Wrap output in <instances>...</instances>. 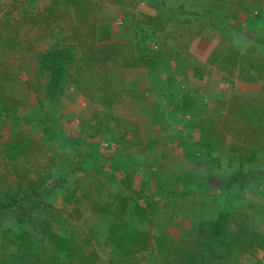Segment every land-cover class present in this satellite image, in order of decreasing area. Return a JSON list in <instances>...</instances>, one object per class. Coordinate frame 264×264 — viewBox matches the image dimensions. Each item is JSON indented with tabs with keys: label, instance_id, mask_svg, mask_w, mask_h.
<instances>
[{
	"label": "rangeland",
	"instance_id": "obj_1",
	"mask_svg": "<svg viewBox=\"0 0 264 264\" xmlns=\"http://www.w3.org/2000/svg\"><path fill=\"white\" fill-rule=\"evenodd\" d=\"M76 1L80 6L74 7L71 3L69 8V5L63 4V0H0V40L3 38L4 41L13 44L16 40H9L10 37L20 35L18 40L21 45L18 47L23 48V51H20L22 59H19V63L13 65L11 56L9 60L3 59L6 65L3 73L7 78L0 80V87L9 79L3 96L6 99V96L12 95L9 91L19 92L20 95L16 94L17 97L14 95L16 98L14 102L10 103L7 100L12 109L8 112L11 116L9 123L3 124L9 118L8 113L2 112L0 115V174L5 173L4 170L7 168L18 167L23 171L29 168L30 170H26L27 174L25 171L24 173L26 175L29 174L28 172L31 173L30 182L37 184V188L40 186L39 193L41 189L49 190L53 183L65 179L67 170H70L75 159H85V166L93 167L94 164H99L98 158H102L101 154L110 157L114 152L112 149H104L103 140L99 141V138H96L99 136V133L93 129L97 126L96 118L90 128L86 126L80 130L79 125L84 121H77V115H70V105H75L74 101L81 99L78 96L82 94L77 90L69 88L67 95L54 99L51 103L44 100L42 95L31 96L29 94L31 87L26 84V81L32 80L34 76H36V84L42 83L40 78L37 79L36 69H31L36 63L31 60L34 58L33 52L46 51L56 39L82 37L90 43L91 35L97 33L95 32L97 27L91 29L89 22L68 21L66 13L68 9H75L83 16L87 12L86 17L93 12L96 15L91 16L93 18L101 16L103 9L105 12L109 11V16L113 19L118 14V10L114 7L102 8L98 0ZM259 1L261 0H258V8L253 9L254 11L243 22H240V19L246 8L244 5L248 6L253 0H241V2L228 0L226 3H230L229 8L225 10L221 0L213 2L163 0L162 2H166L163 7L157 0H149L147 6H141L142 4L136 3L135 0H122L126 6L122 5L117 9H121L120 15L123 21L115 23L114 27V24L102 19L100 24L105 29L102 28L103 33L108 35L109 31L108 45L114 43L113 45L123 46L122 49L115 47L114 51L119 52L118 54H125L126 51L133 50L132 48L136 49V43L140 52L145 47L146 42H143L145 36L150 37L148 48L160 51L159 47H162L161 59L156 61L155 66L149 64L145 66L151 69V73L157 74V79L154 76L157 82L160 80L157 88L162 89L165 95L166 113L170 110L172 113L178 111V116L184 106L178 107V99L184 98L183 92L186 88L182 84L178 86L177 79L181 80L185 71L193 70L195 72L193 76L206 75V83L203 81L196 83L197 86H202V92L197 94V97L202 96L201 109L198 110L197 102L195 111L190 113V108L187 106L190 102H187L184 118L176 120L181 123V128L189 127L188 130L192 132L193 141L189 146L193 152L190 151L192 155L183 152V155L189 156L186 159L188 162L176 163L174 166L167 165L169 160L165 163L167 158L165 161L157 162L155 166L149 165L154 157L145 160L144 164L148 163V165L143 164L144 167L176 175L182 181L178 184V189L175 185L174 190L167 191L177 190V193L167 194L158 210L147 209L144 194L150 200L158 199L155 194L156 187L147 186L141 190L140 183L144 173L140 168L136 169L137 176L133 175L134 182L131 187L134 191L140 190L142 196L135 195L134 198L127 199L122 220H132L135 226L131 236L133 235L135 239L139 237L138 240L141 239L143 243L140 244L142 248H133V252L127 256H122L110 239L115 231V224L122 226V221L118 217L120 215L117 216L113 211L122 208L125 204L122 203L124 197L131 194L124 188L122 182L126 179L124 174L116 173L115 181L101 179L100 184L103 185L106 197L102 203L104 210L99 209V215L87 208L88 204L95 201L90 197V192L85 191V189L90 190L92 184L90 186L86 184L84 189L75 190L76 182L73 179L78 183L81 180L77 177L73 179L69 177L70 181L66 184V188L61 186L59 188L57 185L52 195L45 201L61 210L62 221L58 229L62 234L59 232V235L65 239L72 238L73 242L66 244L67 249L57 253L53 251L51 256L41 259L39 264H264V2ZM130 3H133V6ZM209 3L210 5L212 3V7L213 4L218 5L210 14L205 11ZM146 7L154 12V16L150 11L147 15L148 10L144 9ZM160 11L163 13L162 17H158ZM226 14H232L233 17L229 18ZM59 15L61 17H58ZM48 23L52 24L51 30L56 34L54 37L57 36L55 40L49 37L48 32H44ZM18 30L20 33L17 32ZM75 41L77 43L73 42L74 45H80L76 58L80 57L82 52L84 56L93 55L94 50H90L87 44L81 46L80 40ZM194 42L198 49H205V52L200 54L199 60L196 58L198 65L195 54L193 55L189 47V45L194 46ZM2 45L0 41L1 49H3ZM96 45L101 51H106L108 48L103 46L104 43H96ZM213 47L218 48L213 49ZM9 50L5 47L3 52L0 51L1 60L3 56L7 57ZM208 50L214 51V54H209ZM137 56H140V53ZM143 62L148 61L144 59ZM111 64L117 66L115 62ZM152 66L155 68H151ZM1 67L0 62V73ZM205 69L208 70L207 74ZM232 74L234 77H231ZM219 83L230 84L219 85ZM237 83L246 86L239 88ZM195 89L198 87L193 89L191 87L194 93H196ZM91 90L96 89L91 88ZM217 90L220 93H217ZM84 93L86 95L91 92L86 90ZM89 97L101 102L112 99L107 95L96 98L89 95ZM25 99L30 101L26 103ZM196 99L187 98V101ZM77 105L84 106L83 103ZM65 115L69 118L67 119ZM198 116L201 118L199 123ZM22 118L41 122V125L36 126L37 133L31 136L34 141L31 151L25 149L21 150L23 153L16 151L15 158L10 160L5 150L12 149V145L7 142L14 139L13 136H19L21 131L25 135L29 132V126L24 121L19 126L14 123ZM47 121L53 123L55 131L45 135L41 128L48 127L43 124ZM59 128L65 137L61 135ZM181 128L176 129L172 136L178 138L180 133L177 132ZM198 130L200 134H196H199V138L214 143L224 167L214 169L205 166L208 160L217 162L218 158L211 157L215 152L208 155L206 153L207 156L202 158L205 153L199 151L198 145L193 143L195 142L193 132ZM91 133L96 137H91ZM25 135L23 138L26 137ZM98 145L102 149L101 152L98 151ZM89 150L98 156L94 161L93 156L90 159L86 157ZM198 160H203L204 165L200 166L201 162L198 163ZM110 168L108 166L103 169L104 177L108 178L111 175L108 171ZM202 170H205L207 175L202 173ZM114 171L112 170L113 173ZM40 175L49 176L38 183L37 176ZM6 183H8L6 176L5 179H0V186ZM165 187L168 189L171 185L166 184ZM200 188H203L202 194L198 191ZM74 191L76 192L72 195V200L75 202L71 201L72 204L68 203L69 207L65 208L68 206L64 201L65 196L71 195ZM179 191L187 194H181ZM136 204L144 207L145 214L141 219L138 216L129 219V210ZM218 219L224 220L221 225L223 226L221 240L212 243L213 238L209 240L208 230L212 228L213 223L210 222ZM1 227L5 230L10 224L8 221L2 222ZM24 229L32 232L29 225H24ZM123 235L125 236V233L121 229V236ZM212 246L214 251L210 249ZM185 255L188 257H183Z\"/></svg>",
	"mask_w": 264,
	"mask_h": 264
},
{
	"label": "trees",
	"instance_id": "obj_2",
	"mask_svg": "<svg viewBox=\"0 0 264 264\" xmlns=\"http://www.w3.org/2000/svg\"><path fill=\"white\" fill-rule=\"evenodd\" d=\"M69 1L73 2V0H69ZM157 1L160 3L159 4L160 6L165 5V2H162L163 0L162 1L157 0ZM213 1H219V0H210V2ZM226 1L228 2V0H221V3H223L225 6L223 10L229 8L230 3L227 4ZM253 2L249 3V5L246 6L244 10L245 13L243 12L242 14V17L244 19L243 18L240 19V22H243V20H247V16L250 13H252V11H254L253 9H256V7L258 8L257 6L258 0H253ZM259 2H264V0H261ZM215 6L218 7V5L215 4H213L212 7V3L211 5L209 3V5L205 8V11L210 14L212 13V10ZM91 14L92 16H96L94 15L93 12ZM159 14L160 15L158 17H162L163 13L161 11L159 12ZM86 16L85 15L82 16L79 22H85L84 20L86 19ZM226 16L229 18L233 17L232 14L231 15L226 14ZM97 18H95L94 21L89 22V24H91L90 25L91 29L93 27H97V30H95V32L97 33L91 35L90 43L86 41L85 38L82 37H78L77 39L73 37L65 38L62 40L56 39L57 36L54 37L56 34L54 33L53 30H51L52 24L48 23V25L45 27L44 32H48L49 36L52 37L51 39L52 40L56 39V41L48 48V50L44 52L40 50L33 52L32 55L34 56V58L31 59L32 61L36 62L35 69L37 73L36 75L38 77L37 79L39 80L40 78L42 82L41 88L34 90L37 96L42 95L45 100L48 101L50 100L52 103L54 99H58V97L65 95L69 88H73L74 90H77V92L79 94H82L84 97H87V95L88 97L89 95H93L96 98L99 95L97 94V91H102V90L107 92L111 91L112 96H115L116 87H119L121 89L122 84L125 85V87L131 86L133 79L131 80L130 76L128 75L125 76L127 70L131 69L133 73L138 75L137 69L134 68L137 65L142 64L143 67L147 68L145 69V71L148 73L151 71V69L149 67H146L147 64H149L150 66L151 65L155 66L156 61L158 59H161V53L163 52L162 47L161 46L159 47L160 51L148 48V41L150 42L148 38L150 37L147 36H145L143 39V42L144 43L146 42L144 44L145 47L140 52L137 49L138 45L136 43L135 46L137 47L136 48L137 50L135 48H132L133 50L130 51L128 50L125 52V54L124 53L118 54L119 52L114 51V49L115 47L122 49L121 48L122 44L113 45L114 44L113 43L112 45H108L109 31L107 33L108 35H105V33H103L102 28L104 29V27H102V25L100 24L101 22L99 17ZM234 20L236 21L237 19ZM153 22H158V21L153 20ZM96 24H100V25L97 26ZM101 31L102 33H100ZM17 32L20 33L19 30ZM241 34L243 33L241 32ZM20 37H21L20 35L10 37L9 40L12 41L16 40V42H14L13 44L8 43L7 40L4 41L3 38L0 40L3 44L2 45L3 49L0 48V51L3 52L5 47L6 48L8 47L10 49L8 52L9 54H7V57L3 56L2 60L0 59L2 66L1 67L2 72L0 73L1 74L0 80H4L7 78V75L5 76L3 73V69H5L4 67L6 66L4 64L5 60L3 59L7 60L11 56V60L14 63L13 65L19 63V59L20 60L22 59V54L20 53V51H23V48L22 46L18 47L19 45H21V42L18 40V38ZM75 40H80L81 46L83 44H87L90 50L91 49L94 50L93 55L91 54V57H88V55L84 56L82 52L80 57L76 58L77 54H79L78 51H80L79 50L80 45L79 46L74 45L73 42H75V44L77 43ZM96 43L97 44L104 43L103 46L108 47L106 48L107 50L101 51L100 50L101 48L98 47ZM2 52H0V54ZM17 53H19L20 55L19 54L17 55ZM138 53H140V56H137ZM133 54H135L136 57L133 56ZM144 59L147 60L148 62H143ZM112 62H115L117 64L116 67H120L122 68V70H112L106 72L109 75L108 78L109 81L100 82V71L95 67L97 66L100 68V65H109V64L111 65ZM153 66L151 68H155ZM84 71L85 73L89 74V76H92V78H94L93 75H95V78L92 80V86L85 85L86 80L85 81L83 80ZM137 77L140 78L139 76H136V78ZM126 78L129 80H127ZM8 81L9 79H7L3 84L4 88L3 85L0 87V115L2 112L8 113L12 110L11 106L8 104L7 100L5 99V96H3V91L5 89V85L9 83ZM31 81L32 80L26 81V84L31 85ZM91 88L96 90H91ZM86 90H89L91 93L85 95L84 92ZM92 101L96 102L97 100H93L92 98ZM102 103L103 102L100 103L98 102L95 104L99 107L102 105ZM103 104H105L107 107H110L114 103H112L111 101L110 102L104 101ZM30 112L31 111L29 110V113ZM95 114L97 117V124H96L97 126L93 127V129L97 131V133H99V136L96 137L94 136L93 133H91L90 136L99 138L100 140L104 139V144L106 145V146L104 145V149L114 150L113 155H111L110 157H104L103 154H101L102 158H98L99 164H94L93 162L94 164L93 167L92 166L90 167V165H88L87 167L85 166L84 163L85 159L83 160L75 159V161H73L74 163L72 164L70 170L69 171L67 170V175H66L67 177L65 179H60L57 183H53L52 187L49 190L41 189L40 193L38 191V188L40 186L37 188V184L30 182L32 178H29V175L31 173L28 172L29 174L26 175L27 174L26 170L27 169L30 170L29 168H25V169L23 168L26 173L25 174L24 171L18 167H15L13 169L6 167L7 169L4 170L5 173L0 174V179H5V176L8 179V183H6L3 186H0L1 187L0 188V239H1L0 263L39 264L41 259L51 256L53 254V251L56 253L60 252L61 250L67 249L66 244L68 242L72 244L73 242L72 238L65 239L64 237H60L59 235V232L62 234V232L58 229V225L62 221V219L60 218L62 214L61 210L59 208L52 207V205L49 202H46L45 199L52 195V191L57 185L59 186V188L61 187L66 188V184L68 183V181H70V178L73 179L74 177H77L79 178V180H81V182L78 183L77 180L73 179V181L76 182L75 190H77V188L84 189V186L86 184L89 186L92 184L90 190L85 189V191L90 192L91 194L90 197L92 199H95L96 202L94 201L91 204H88L87 208L93 210L94 211L93 213H95L96 215H99L98 210L99 209L104 210L103 207L104 205L102 203L104 202L105 200L104 198L106 197L104 193L103 185L100 184L101 179L115 181L117 180L116 173L124 174V177H126L125 180H122L124 184V188L127 191H130L131 194L130 196L126 195L127 197L126 196L124 197L125 199L123 200L122 203L125 204L122 206V208L119 209L117 208L114 209L113 211V213L116 214L117 216L120 215L118 217L122 221L121 222L122 226H120L119 224H115V231L113 232V235L110 237V239L114 243L116 249L120 251L122 256L130 255L131 252H133L132 251L133 248L134 249L142 248L140 246V244L143 243V242L141 243V239L138 240L139 237L135 239L133 235L131 236V231H133L135 224L132 222V220L130 221H126L125 219L122 220L123 217L122 213L125 212L126 209L125 205L128 201L127 199L129 197L134 198L135 195H138L139 197L142 196V192L140 190L134 191L132 189L133 187H131L134 182L133 175L137 176L136 169L140 168L144 173V175H142L144 178H141L142 182L140 183L141 190H144L145 187L147 186L154 188L156 187L155 194H156V198L158 199L150 200V198L146 196V194H144L147 204V209L151 208L152 210H158V208L161 205L162 199L165 201L167 194L175 195V193H177V190L175 192L173 191L167 192V191L170 189L174 190L175 185L178 189L179 187L178 184H181L182 181H180V179H178V176L176 175L167 173L165 171L158 172L150 168L144 167L145 164L146 166L148 165V163L144 164L145 160L146 159L150 160V157L144 153L145 150L135 148L134 152L133 151L130 152V147L134 146L135 143L136 144L140 143L142 138L138 134L134 133L131 138L127 139L126 138L127 133L124 134V132H123L124 137L123 135L121 137L119 136L114 137L113 135H110V137L107 136L110 133V131L108 130L105 131L102 128H105L104 124L109 123V120L112 119V116L110 115L109 112H107L103 118H98L99 110L96 111ZM10 118L11 116L9 114V118L8 120H6L7 122H4L3 124L9 123ZM23 121L26 124H28L29 132H27L25 135V133L21 131V134H19V136L17 137L13 136L14 139H11L7 142V143H11L12 145V149L5 150L6 156L10 160H13L15 158L16 151H20L19 153H23V151L21 150L24 149L25 151L26 150L31 151L34 143L31 136L36 135L37 131L35 130V128L38 124L41 125V122L37 123L28 118L19 119L14 123L16 124V126H19L23 123ZM43 124H46L48 126L41 128L42 131H44L45 135L53 133L55 131L52 125L53 123L47 121L46 123L44 122ZM86 126H88L89 128L91 127L89 123L82 122L80 123L79 128L80 130H82ZM131 129L132 127L128 128L127 130L129 131ZM23 135H25L26 137L23 138ZM61 135L65 137V135L62 134V132ZM111 136H113V138ZM119 142L123 143L122 146L123 148H121L122 150H120V148H113L112 146L113 143L116 145L119 144ZM148 144L152 145V142H149ZM199 144L206 149L207 154H211V152H216L215 145L214 143H212L211 140L208 141L207 139L206 140L201 139L199 141ZM212 149L215 151H213ZM99 150L100 152L102 151V149H100V145H98V151ZM96 151H97V147H96ZM87 153L88 155L86 157L90 159L93 156V161L98 157L91 150L87 151ZM151 161L152 162L149 164L150 166L151 164L152 166L157 165L158 161L156 159V156L154 157V160L151 159ZM128 164L129 166H127ZM108 166L111 167L110 170L108 169L111 175L108 178H106L103 176L102 171L104 168ZM112 170H115L114 173L112 172ZM48 176H44V175L37 176L38 178L37 182L38 183L39 181L43 182ZM254 176L256 175H253V177ZM25 181L28 183L24 184ZM186 183L189 184L190 182L186 181ZM166 184H170L171 188L166 189L165 187ZM75 192L76 191H74V193H72L71 195L69 194L68 196L67 195L65 196L66 199L64 201L67 203V205L68 203H71V201L75 202L74 200H72L73 199L72 195L75 194ZM179 193L187 194V192H180V191ZM96 204H98V206ZM68 207L69 205L66 206L65 208ZM144 214H145L144 207H141L140 205L136 204L133 209L129 210L128 218L132 219L133 217L138 216L141 219L144 216ZM6 221H8L10 227L4 230L2 229L1 225L2 222L4 223ZM222 222H224V220L222 219H218L215 222H210V224L212 223L213 224H212V228L210 227L211 230L210 228L208 230V237L209 240L213 238L212 243L221 240L220 235L223 231V226L221 227ZM24 225H29L32 232L24 229ZM121 229L124 231L125 236L124 235L121 236ZM257 243H259V241H257ZM210 249L214 251L213 246L210 247ZM183 257H188V255H185Z\"/></svg>",
	"mask_w": 264,
	"mask_h": 264
},
{
	"label": "crops",
	"instance_id": "obj_3",
	"mask_svg": "<svg viewBox=\"0 0 264 264\" xmlns=\"http://www.w3.org/2000/svg\"><path fill=\"white\" fill-rule=\"evenodd\" d=\"M118 1H120V3H118ZM133 1V0H132ZM239 2H241V0H237ZM246 1V0H244ZM135 2H139L142 5L141 6H147V4H149V0H135ZM62 3V2H61ZM69 5V8H71L70 6L73 4L74 7L75 6H80L77 4V1H69V0H63V4ZM72 3V4H71ZM98 3H100V6L103 8L104 7H114L116 8L115 10H118V14L116 15V17L111 18L110 12L106 11L105 9H103V12L101 14V16H98L100 19V22L102 21V19L104 18L105 20H108L109 23L114 24V27L116 26L115 23L117 22H121L122 20V15H120V11L121 9L117 7H121L126 6L122 0H98ZM166 3V2H165ZM98 5V4H97ZM131 6H133V3H130ZM136 5V4H135ZM139 5V4H137ZM249 5V3H248ZM247 6V5H244ZM198 8V6H197ZM146 11L147 15H149V9L146 7L144 8ZM69 11L66 12L67 13V20L71 21L72 23H77L78 21H80V18L83 16V14H80L81 12L75 11V9H68ZM152 16H154V12L150 11ZM63 15V14H62ZM85 16L87 15V13L84 14ZM89 15V14H88ZM92 14H90L88 17H86V19L84 20L85 22H92L94 21L95 18L91 17ZM58 17H61V15H59ZM90 17V18H89ZM145 19L146 16H144ZM243 18V17H241ZM244 19V18H243ZM98 21V20H97ZM105 23V21L103 22ZM113 27V29H114ZM117 29V28H116ZM117 32V31H116ZM115 34V31H114ZM50 37V36H49ZM117 37V36H116ZM196 42V41H195ZM194 42V46L189 45L190 47V51H192L193 55L195 54V61H196V65H198V60L199 57L201 56L200 54L205 52V49L197 48V45H195L196 43ZM50 47V46H49ZM48 47V48H49ZM47 48V50H48ZM218 47H213V49H217ZM198 49V50H197ZM212 49V48H211ZM208 50L207 52L210 54H214V51ZM224 52V51H223ZM221 53V52H219ZM218 53V54H219ZM217 57V54L216 56ZM198 60H197V59ZM173 63V62H171ZM215 64V62H213V65ZM112 65V64H111ZM109 65H100L99 67H95L96 69H98L100 71V82L102 81H109V75L106 73L108 71H112V70H122V68L120 67H116L114 65L111 66ZM113 67V68H112ZM31 69H35L31 68ZM134 69H137L138 75L133 73L130 70H127L125 76H130L132 83L131 86L129 87H125V85H121L122 88L120 89L119 87L115 88V96H112L111 91L107 92V91H97V94H99L98 96L104 95V96H108L109 98H112L111 100H108V102H112L114 103L113 105H111L110 107H107L105 104L102 103L101 106H97L95 103H100L101 101L97 100L96 102L92 101V99L90 97H84L82 95H79L78 97H81L80 100L77 99V101L74 103H76L75 105H70V110L71 113L70 115L78 116L77 121L83 120L85 123H89L90 125L94 123V119L96 117L95 112L99 110V114H98V118H103L105 116V114L107 112L110 113V115L112 116V119L109 120V123L104 124L105 128H102L103 130H108L110 131V133L107 135L110 137V135H113L114 137H121L124 134H126V138L129 139L133 136L134 133L138 134L142 140L140 143L138 144H134V146L130 147V152H134L135 148L137 149H143L145 150L144 153L146 155H148L149 157H155L158 162L160 161H165L168 162L167 165L174 166V164H181V162H185L187 163L189 156H185L183 155V152H188L190 153L189 155H192L191 152H193V149L190 148V143H192L193 138H192V132H190L188 130L187 127H183L181 128V123L179 124L176 120L177 119H183L185 116V111H186V104L187 102H190L187 104L188 108H190V113L191 111H195V105L198 102V110L201 109V104H202V96H198V93H201V87L202 86H197L196 83L198 81L203 83H206L207 81H205L206 79V75H201L202 77L199 76H193L195 72H193V70H187L185 71V74H182L184 77L179 80L178 86H180L181 84L185 86L186 91L183 92L184 98H180L178 99L179 105L183 106L181 112L178 114V111L172 113V110H170L168 113L165 112L164 110V98L165 95H163V90L162 89H158V83L157 82V74L155 73H151V72H146L145 67H143V65H137ZM215 69V67L213 68ZM227 70V69H226ZM207 71L205 69V73L207 74ZM214 73V72H213ZM95 78V75H93ZM124 76V74H123ZM136 76H139L140 78H136ZM154 76H156V79H154ZM83 77H85L84 79L85 81V85L88 86H92V80L94 78H92V76H89L87 73H85L83 75ZM208 77V76H207ZM231 77H234V74H232ZM143 78V79H141ZM115 79V78H114ZM127 79V78H126ZM201 79V80H200ZM28 80V79H27ZM31 80V79H30ZM36 80V76H34V78L32 79L33 82H31V85H28L29 87H31V92H29V94L32 96H37V94L35 93V89H40L42 83L40 84H36L35 82ZM129 80V79H127ZM155 81V82H154ZM228 84H224V83H219V85H229ZM218 86V85H217ZM246 86V84H241V83H237V87H244ZM191 87L196 88L198 87V89H195V92L191 91ZM184 87H182L183 89ZM180 90V89H179ZM220 90V89H219ZM217 90V93H220V91ZM69 91V89H68ZM67 91V93H68ZM9 93H11L12 95H10L9 97L6 96V100H8L10 103L14 102L16 98L15 97L16 94H19V92H12L9 91ZM27 94V92H26ZM67 95V94H66ZM97 96V97H98ZM63 96H60L58 98H62ZM187 98L190 99H197L196 100H189L187 101ZM35 99V98H34ZM206 99V98H205ZM26 103H28L30 101V99H25ZM36 100V99H35ZM45 100V99H44ZM94 100V99H93ZM22 102H24L23 100H21ZM48 101V100H47ZM49 102H51L49 100ZM173 102V101H172ZM192 102V103H191ZM25 103V102H24ZM79 103H83L84 106H79L77 104ZM9 104V103H8ZM64 105V104H63ZM185 110V111H184ZM183 113V114H182ZM65 117L68 119L69 117H67L65 115ZM201 122V118H199L198 116V123ZM175 126V127H173ZM132 127L131 130H127L128 128ZM180 129V131H178L177 133H180V135L178 136V138L173 137L172 135H174V133L176 132V129ZM113 132V133H112ZM131 132V133H130ZM196 133L198 132H193V135L195 137V145H198V150L203 151L205 153V155H203V159L205 158L206 155V149L199 144V141L201 140V138H199L200 136H198ZM113 136H111L113 138ZM124 137V135H123ZM122 137V138H123ZM104 142V139H101ZM99 139V141H101ZM152 142V145H149L148 143ZM121 144V147H120ZM114 148H120V150H122L121 148H123V143L119 144H114L112 145ZM134 148V149H133ZM119 150V151H120ZM155 151V153H153ZM191 151V152H190ZM217 152L214 153V155L212 154L211 157L212 158H218L216 159V161L213 160H208L207 163H205V166H211L214 169H216V167H220L223 166L222 165V159L220 158V156L217 154ZM209 157H207L208 159ZM172 162V163H171ZM200 166H203L204 163L202 164L203 160H198V163H200ZM215 171V170H213ZM262 172V170H260ZM202 173H204L205 175H207V173L205 172V170H202ZM259 174V173H258ZM213 188V187H212ZM212 188H210L211 192L213 191ZM214 189V188H213ZM200 193L203 191V188H200L198 190ZM202 194V193H201Z\"/></svg>",
	"mask_w": 264,
	"mask_h": 264
},
{
	"label": "clouds",
	"instance_id": "obj_4",
	"mask_svg": "<svg viewBox=\"0 0 264 264\" xmlns=\"http://www.w3.org/2000/svg\"><path fill=\"white\" fill-rule=\"evenodd\" d=\"M103 145H105V144H103ZM106 146V145H105Z\"/></svg>",
	"mask_w": 264,
	"mask_h": 264
}]
</instances>
